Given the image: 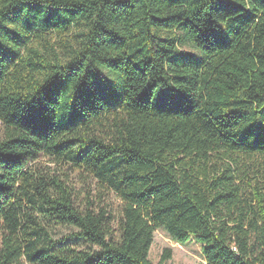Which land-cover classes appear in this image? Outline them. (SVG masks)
<instances>
[{"label": "trees", "instance_id": "obj_1", "mask_svg": "<svg viewBox=\"0 0 264 264\" xmlns=\"http://www.w3.org/2000/svg\"><path fill=\"white\" fill-rule=\"evenodd\" d=\"M0 126V264H264V0H0Z\"/></svg>", "mask_w": 264, "mask_h": 264}, {"label": "rangeland", "instance_id": "obj_2", "mask_svg": "<svg viewBox=\"0 0 264 264\" xmlns=\"http://www.w3.org/2000/svg\"><path fill=\"white\" fill-rule=\"evenodd\" d=\"M57 44L56 50L62 52L59 48V40L53 39ZM187 50H190L187 49ZM47 55V53H46ZM2 135V128L0 126V137ZM41 164H48L54 167L47 158L40 159ZM259 176V180L264 182V175ZM70 177V185L75 189L77 198L80 201L85 202V191L89 188L95 190L93 195H98L101 192V188L91 178L81 176L78 173H72ZM250 177H253L250 175ZM106 204H108L113 212V216L117 220L119 217L121 203L114 195L105 193ZM99 202V200L97 201ZM116 228V226H115ZM77 231L69 227H53L51 229V235L55 240L67 239L66 244L77 250H88V245L79 239L72 237ZM169 250L171 253L170 259L164 264H207L202 254L201 245L198 244L193 237H190L185 244H179L174 241L164 230H157L154 234V242L149 253V260L152 264H161L162 257L165 251ZM27 264V263H22Z\"/></svg>", "mask_w": 264, "mask_h": 264}]
</instances>
